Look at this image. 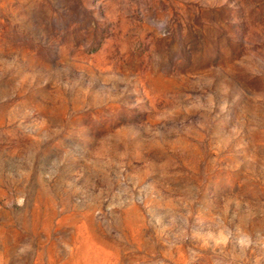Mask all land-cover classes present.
Returning <instances> with one entry per match:
<instances>
[{"label": "rangeland", "instance_id": "374dc122", "mask_svg": "<svg viewBox=\"0 0 264 264\" xmlns=\"http://www.w3.org/2000/svg\"><path fill=\"white\" fill-rule=\"evenodd\" d=\"M0 264H264V0H0Z\"/></svg>", "mask_w": 264, "mask_h": 264}]
</instances>
